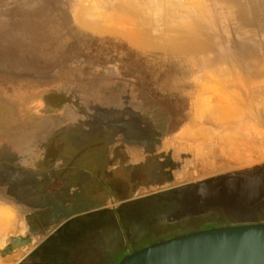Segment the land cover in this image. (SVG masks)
<instances>
[{
  "label": "rangeland",
  "instance_id": "1",
  "mask_svg": "<svg viewBox=\"0 0 264 264\" xmlns=\"http://www.w3.org/2000/svg\"><path fill=\"white\" fill-rule=\"evenodd\" d=\"M263 2L0 0V203L14 211L0 264H113L118 253L104 251L120 250L117 225L140 249L264 223ZM122 144L141 150L143 164L127 169ZM85 170L113 192L86 188L88 176L76 182ZM157 190L114 216L75 218L74 205L112 207ZM95 227L102 236L90 247L84 235Z\"/></svg>",
  "mask_w": 264,
  "mask_h": 264
},
{
  "label": "water",
  "instance_id": "2",
  "mask_svg": "<svg viewBox=\"0 0 264 264\" xmlns=\"http://www.w3.org/2000/svg\"><path fill=\"white\" fill-rule=\"evenodd\" d=\"M115 264H264V223L173 236L134 250Z\"/></svg>",
  "mask_w": 264,
  "mask_h": 264
},
{
  "label": "crops",
  "instance_id": "3",
  "mask_svg": "<svg viewBox=\"0 0 264 264\" xmlns=\"http://www.w3.org/2000/svg\"><path fill=\"white\" fill-rule=\"evenodd\" d=\"M124 149H123V152L125 153V162L124 164H127V169H129L128 167H134V166H137V165H140V164H143V162L145 161L146 159V155L139 149H131L130 145H124ZM112 155H110L111 157ZM71 168L70 167H67V166H63L60 170H58V175H63V178L61 177L60 179H64L66 176V174L69 173L68 170H70ZM115 168H108L106 170V172H111L110 170H114ZM75 171V170H74ZM253 170L252 169H245V170H241L239 171V173H242V174H248V173H251ZM49 173H51V175H53L52 173L54 172H57V171H48ZM44 174V173H43ZM57 174V173H56ZM76 182L78 180L79 177H81L82 175H84L85 177L88 176V184L86 186V188H92L93 186L95 185H98L100 182L103 183L104 187L107 188V182L106 181H102L101 179H103L101 176L100 178H98L97 176V173H93L92 171H89V170H85V171H81V172H77L76 171ZM48 176V174L46 175ZM54 176V175H53ZM47 180L49 182H51L50 180V176L47 177ZM81 181V179H80ZM76 182L74 183L76 185ZM70 183V182H69ZM64 184L66 185V182H64ZM81 184V182H80ZM147 186H143V189H145ZM83 189L84 188H80V189H76L75 187V190L73 191L74 192V196L77 197L76 195L79 194V196H81L82 198V194H83ZM107 189H111L112 188L109 186V188ZM109 190H107V192H109ZM113 192V190H112ZM162 193V191H152L148 194H143L141 195V197H137L136 199H130V198H126L125 200H121V203L119 202L118 204L116 205H113L112 207H103L102 206L100 208H94V209H90V210H87L86 208L84 209H76V206L77 205H74V211L75 213H78L79 215H77L78 217L75 216V218H89L90 222H93V219L95 218V216L97 217L99 213L101 212H104V210H110L111 214H116L117 211L119 210L120 206L122 204H125L124 202H131V204H135V203H139L141 201H144V200H149L150 198H156L158 197L160 194ZM110 197H114L113 194L110 196ZM85 198V196H84ZM86 200L84 199H81V204H79V206H81L82 204H87V202L89 201L90 203H92L93 201V195L92 196H89V197H86L85 198ZM113 199V198H111ZM141 200V201H140ZM121 204V205H120ZM109 208V209H107ZM14 215V211H13V208L11 206H8V205H3L2 203H0V233L4 232V231H7L8 232V229L9 230H12L14 229V224H13V221H12V217ZM95 220V219H94ZM117 222V221H116ZM85 224V223H84ZM92 225V224H91ZM87 228L84 227V230H86ZM98 231L100 230V228L98 227H95L94 229L93 228H90L89 229V233H87L86 235H84L86 237V239H88L87 241L89 242L90 244V247H92V239H95L97 238L99 235L102 236V233H95V231ZM116 230L118 231V234H117V238L119 240V244H120V250H118L117 252H113L112 249H110L109 251H104V253H111L112 255H114V253H118L117 257L114 258V263L115 264L116 262H118L124 255L134 251V250H137L139 248H131V244L129 242V238L131 237L128 233V231L124 232V228H121L117 225L116 227ZM33 232V231H31ZM7 234V233H5ZM104 235V234H103ZM106 236V235H104ZM175 235H172V236H168L166 237L165 239L167 238H170V237H173ZM35 237V234L34 232L31 233L30 235H26L25 236V241H26V245L29 246L28 244H30V242H32V239ZM112 236L110 235H107L106 238H111ZM114 237V236H113ZM160 240V239H159ZM159 240H153V241H150L146 244H144L143 246L141 247H144V246H147L149 244H152L156 241H159ZM43 241H41L38 245H36V247H34V249H32L31 251L27 252L26 253V257H28L30 254L33 253V251L35 250V248L39 247ZM15 246H14V249H12V243L9 245V251L12 253V252H18V247H17V244H16V241L14 242ZM94 243H93V247H94ZM108 245V243H107ZM100 251L98 250H93L92 248H90V252L91 254L93 255H97Z\"/></svg>",
  "mask_w": 264,
  "mask_h": 264
},
{
  "label": "bare ground",
  "instance_id": "4",
  "mask_svg": "<svg viewBox=\"0 0 264 264\" xmlns=\"http://www.w3.org/2000/svg\"><path fill=\"white\" fill-rule=\"evenodd\" d=\"M127 1H128V0H127ZM256 1H257V0H256ZM263 1H264V0H262V2H263ZM259 2H261V1H259ZM256 3H257V2H255V4H256ZM259 4H260V3H259ZM260 5H261V4H260ZM263 5H264V2H263ZM255 7H256V6H255ZM258 9H259V7H258ZM261 9H264V7L261 8ZM258 11H259V10H258ZM260 11H261V10H260ZM260 11H259L258 13H260ZM262 11H263V10H262ZM255 12H256V11L254 10V13H255ZM256 14H257V13H256ZM260 14H261V13H260ZM242 85H244V84H242ZM242 85H241V86H242ZM255 85H256V84H255ZM238 86H239V85H238ZM244 86H245V85H244ZM244 86H243V88H244ZM238 88H239V87H237V90H238ZM252 88L255 89V87H251L250 89H252ZM240 89H241V90H240ZM240 89H239V90L242 91V88H241V87H240ZM244 89H245V88H244ZM243 91H244V90H243ZM245 91H246V89H245ZM236 92L240 93L239 91H236ZM248 92H249V91H248ZM255 92H256V90H255ZM243 94H244V93H243ZM243 94H241V95H243ZM245 94H246V93H245ZM237 95H239V94H237ZM252 95H253V92H252ZM247 97H248V95H247ZM245 98H246V97H245ZM249 99H250V98H249ZM255 99H258V97L255 98ZM246 100H248V99H246ZM251 100H252V99H251ZM244 101H245V100H244ZM253 101H254V99H253ZM256 101H257V100H255V103H257ZM237 102H238V101H237ZM248 102H249V100H248ZM251 103H252V102H251ZM241 104H242V103H241ZM252 104H254V103H252ZM243 105H245L244 102H243ZM243 105H242V106H243ZM249 105H250V104H249ZM254 105H255V104H254ZM239 106L242 107L241 105H239ZM244 107H245V109H246V106H244ZM244 107H243V108H244ZM254 107H255V106H254ZM243 108H242V109H243ZM248 108H250V107H248ZM233 111H234V110H233ZM236 111H237V110H236ZM235 113H236V112H235ZM236 115H237V114H236ZM230 116H232V115H230ZM230 118H231V117H230ZM224 125H225V124H224ZM223 127H224V126H223ZM234 135L236 136V133H234ZM240 139H241V138H240ZM231 141H233V140H231Z\"/></svg>",
  "mask_w": 264,
  "mask_h": 264
}]
</instances>
